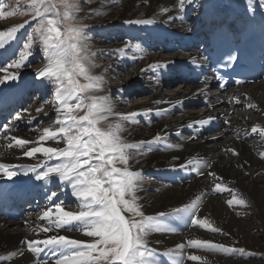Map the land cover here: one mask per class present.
<instances>
[{
    "label": "bare ground",
    "instance_id": "1",
    "mask_svg": "<svg viewBox=\"0 0 264 264\" xmlns=\"http://www.w3.org/2000/svg\"><path fill=\"white\" fill-rule=\"evenodd\" d=\"M117 3L119 11L112 15L116 20H103V17L111 16L112 7ZM138 13L141 15L138 16ZM77 15L80 26L96 28L99 31H103L106 26L115 27L120 28L125 34V38L120 43L103 48L111 56H116L117 59L125 62L122 68L133 66L134 81L125 79L114 89L110 88V91L115 92L119 97V99L115 97L116 102L110 101L115 112L141 113L137 117L139 123L125 122L126 131L122 133L124 138L128 142H140L152 140L157 134L165 137L163 143L144 145V149L151 147L153 150L144 151L142 155L136 157V160L130 162L133 171L141 172V176L150 175L154 179V183L151 184L143 178L140 180V190L137 195L142 211L152 216L161 212L172 213L174 209L190 205L200 197L197 217L207 219L212 227L221 229L219 233H212L207 228L191 226L184 221L170 217L162 218L167 226L174 227L176 231L149 234L151 247L162 250L166 255L171 253L167 255L170 261L165 262L156 252L160 264H177L180 257L184 258L183 264H241L237 258L233 259L234 255L237 257L236 254L229 257V253L208 252L204 249L188 247L186 244L190 239L208 240L264 253V159L261 158L264 154V138L259 132L251 133V128L254 126L264 129V80L226 93L218 92L214 80L206 77L205 74V83L200 86L190 81L191 73L199 71L203 66L198 50L205 44L204 39L211 25L222 19L224 22L233 21L234 27L238 29L251 19L260 20L264 16V8L259 6L258 0H193L192 4H185L183 13L178 10V0H147V2L146 0H109L107 4L101 1L89 4ZM135 20H151L152 23H127ZM9 27L11 25H0V30ZM137 36L138 42H133L132 40ZM4 44V48H0V57L6 59L15 51V46L13 40L8 38H5ZM163 54L169 57L165 58ZM169 61L176 63L169 64L167 69L141 72V69H148L150 64ZM5 63L7 65V59L0 60V78L5 75L3 71ZM44 67L30 74L20 72L16 81L0 83V120L3 118L5 120L9 114L21 116L20 120L11 123L16 128L14 132H0V163L16 165L14 170L19 173L12 179L0 176V200H7L13 206L29 198L34 201L30 202V208L23 212L18 220L0 216V256L6 257L4 261H0V264H42L43 260L54 264L56 257L50 255L47 250L38 256L29 253L22 244L25 239L35 240L51 235H66L83 241L91 240L79 231L60 229L44 233L39 230L40 227L47 225V221L39 219L46 208L60 201L64 205L74 203L75 198L71 195L70 187L61 186L58 182L37 181L33 173L23 175L25 168L44 160V157L37 154L36 158L29 159L23 155V148H17L15 145L11 149L7 148L9 141L3 138L16 136L35 142L44 128L55 127L54 118L46 123H40L35 131L25 132L40 119L50 115V112L36 114L34 108L32 111L25 109L31 101L28 100V95L32 91L30 84L35 86L40 84L35 75L34 77L32 75ZM8 71L16 72L10 68ZM92 73L97 74V66L92 69ZM143 80H151V86H140L139 83ZM172 85H182V91H171L167 94L166 90ZM41 87L39 91L44 92ZM119 89L124 91L119 92ZM131 90H135L136 93L138 90L146 92L149 94L148 99L126 105L127 97L123 94L130 93ZM235 98H239V102ZM17 103L18 106L23 103L22 108H16ZM250 103L256 107L248 108L247 105ZM120 105L124 109L122 112L119 110ZM198 105H201V109L194 113V107ZM5 107L8 109L7 112ZM41 107L44 108L43 105ZM149 109L152 110L151 113L145 114ZM158 111L159 115H157ZM173 114H178L179 119L171 120ZM32 117H36V120L29 123ZM209 117L215 119L208 125L201 126L195 123ZM225 120L229 123L225 124ZM108 122L117 121L114 117H110L109 121L103 122L104 127ZM189 124H193V127L189 128ZM178 132L179 136H177ZM169 143L174 147L168 148L166 145ZM35 146L37 144L33 143L26 145L25 148ZM46 146L63 147L64 145L48 141ZM230 148H235L239 155L234 156L226 151ZM189 160L193 163L187 164ZM203 162L210 167L202 166ZM182 164L186 167H178ZM194 169H198V172ZM43 170V168L38 169V171ZM209 172H215L222 179L210 177ZM50 179L58 180L56 177ZM217 183L221 185L219 190H215ZM51 191L57 193L55 200L49 199ZM240 198L247 202L246 206L236 203H233L232 207L228 206V200L235 201ZM67 210L79 209L78 206H74ZM180 244H185L183 250L177 248ZM20 251L24 252L23 256L19 254ZM189 254L199 255L202 259L188 261L186 257Z\"/></svg>",
    "mask_w": 264,
    "mask_h": 264
},
{
    "label": "snow or ice",
    "instance_id": "2",
    "mask_svg": "<svg viewBox=\"0 0 264 264\" xmlns=\"http://www.w3.org/2000/svg\"><path fill=\"white\" fill-rule=\"evenodd\" d=\"M186 3L192 4L193 0H178L179 12L185 11ZM258 4L264 8V0H258ZM31 7V21L0 30V48H4L5 38L13 40L20 30L31 25L30 34L23 45L24 51L19 53L20 58L14 64L5 66L3 69L5 75L0 78V83L19 79L17 72H9L8 69H21L24 66L25 59L32 54L30 49L33 47V40L38 38L42 46L45 67L35 73V78L45 88L49 84L54 85L55 125L59 127L44 128L35 142L16 136L3 138L9 141L7 148L11 149L14 145L23 148V155L29 159L36 158L37 154L44 157V160L25 168L23 175L33 173L37 181L58 182L61 186L70 187L71 195L78 201L77 211L67 210L62 201L46 208L39 219L47 221V225L40 227L39 230L44 233L60 229L79 231L91 240L83 241L66 235H51L35 240L25 239L22 244L26 246L27 251L38 256L47 250L50 255L56 257L54 264H160L155 249L149 246V234L176 231L174 227L167 226L162 218L170 217L184 221L191 226L207 228L212 233L221 232V229L212 227L207 219L197 217L200 197L190 205L174 209L172 213L161 212L152 216L142 211L137 195L140 190L141 172L133 171L130 162L136 160V157L142 155L144 151L153 150L151 147L144 149V145L163 143L165 137L157 134L149 141L128 142L122 135L126 131L124 124L139 123L137 117L141 113L138 111L127 114L117 113L107 96L96 94L103 87V79L92 73L96 65L91 59L93 54L86 46L87 26H80L79 23L77 15L81 11L79 0H59V3L53 0H32ZM9 8L10 5L6 0H0V19L17 15L16 8L5 11ZM164 11L166 12L167 9ZM127 23L150 24L152 21L135 20ZM237 60L238 54L230 53L225 58V66L234 64ZM175 63L169 61L150 64L148 69H141V72L167 69L169 64ZM216 79L222 80L223 77L217 76ZM241 82V80L235 81L236 84ZM224 86V84L219 85L221 88ZM118 91L123 92L124 89ZM235 99L239 102V98ZM247 107L256 106L250 103ZM36 111L43 112L44 108L38 107ZM151 111L149 109L145 114ZM159 114L158 111L157 115ZM110 117H114L117 122H108L106 127H101L102 122L109 121ZM20 118L21 116L17 114L14 119L20 120ZM214 119L209 117L195 123L204 126ZM33 120H36V117H32L29 123ZM224 123L229 122L225 120ZM188 127H193V124H189ZM15 130L11 122L0 126V132ZM258 132L264 138V129L259 126L251 128V133ZM179 135L178 132L177 136ZM48 141H54L56 144L63 141L64 146H46ZM33 143L37 146L25 148L26 145ZM166 146L174 147L170 143ZM226 151L234 156L239 155L235 148ZM261 158L264 159V154ZM174 159L179 158L174 157ZM49 161H57V163L50 165ZM192 163V160L187 162V164ZM202 166L210 167L206 162H203ZM16 167V165L0 163V176L14 178L19 174L14 170ZM178 167L185 168L186 165L182 164ZM40 168L44 170L38 171ZM194 171L198 172V169ZM199 174L203 175V173ZM208 175L217 180L222 179L215 172H209ZM52 177L58 180L52 181L50 179ZM220 188L221 185L217 183L215 190ZM56 197L57 193L51 191L49 199L55 200ZM233 203L245 206L247 204L243 198L227 201L229 207H232ZM187 246L215 253L245 252L243 248L200 239L188 240ZM177 248L183 250L185 244H180ZM19 254L23 256L24 252L20 251ZM5 259L6 257L0 256V261ZM186 259L200 261L202 257L189 254ZM183 260L184 258L180 257L177 264H183ZM42 264H49V261L43 260Z\"/></svg>",
    "mask_w": 264,
    "mask_h": 264
},
{
    "label": "rangeland",
    "instance_id": "3",
    "mask_svg": "<svg viewBox=\"0 0 264 264\" xmlns=\"http://www.w3.org/2000/svg\"><path fill=\"white\" fill-rule=\"evenodd\" d=\"M100 1L103 2L104 4H107L109 2V0H98V1L97 0H79L80 8L82 9L84 7H87L89 4H93L95 2H100ZM6 2L10 5V8L6 9L5 11L11 10V8H16L17 15L15 17H9L7 19H0V25H2V26H7V25L13 26V25H18V24H23L27 21L32 20V15L30 14L32 11V7H31L32 6V0H6ZM53 2L59 3V0H53ZM112 8H113V12H112L111 16L103 17V20H110V21L116 20V19H114V17H112V15L115 12L119 11L118 3L115 4V6H113ZM61 11H63V9H61ZM140 15L141 14L138 13V16H140ZM111 17H112V19H110ZM99 18H101V17H99ZM110 25H111V23H110ZM30 28H31V25L29 27H26L25 29L20 30L17 33L15 39H13L15 51H13L12 54H10L9 56L6 57L7 65L10 63L14 64L16 62V60H18L20 58L19 53L21 51H24L23 45L25 44V42L27 40V36L30 34ZM85 35L87 37L86 46L88 48V51H90L93 54L91 59H92L93 63L97 66V74L96 75L102 77V79H103V87L96 94L102 95V96L105 95L108 97V99L110 101L114 100L116 102L117 99H119V97L115 94V92L110 91V88L114 89L117 84L123 83L125 79H131L134 81L135 76L133 75V71H132L133 66L129 65V67L125 66L124 68H122V65H125V62L121 59H117L116 56H111V54L104 51L103 48L108 47L111 44L114 46V45L120 43L125 38V34L120 28H117V29L115 27L108 28V26H106L103 31H99L96 28H92V27L85 28ZM138 40H139V38L137 36L132 41L138 42ZM41 47L42 46L40 45L39 39L34 38L33 47L30 49L32 54L25 59L24 66L21 69H15V68H10V69H13L17 73L28 72L30 74V73H34L37 70H39L40 68L44 67L45 66V59H44V55L41 51ZM163 56L165 58L169 57V56H166L164 54H163ZM1 59L6 60L5 57H0V60ZM5 66H6V63H5ZM0 67H1V65H0ZM34 75L35 74H33L32 76L34 77ZM32 76H30L31 79H33ZM150 81L151 80H145V81L143 80L141 83H139V85L142 87H150L151 86ZM39 87H41V83L39 84V86H35L34 84H30V89L32 91L28 95V100H31V101H29L30 103L25 107V109L30 110V111L35 109V113L38 114L36 109L43 105L44 106L43 112H45V114L50 112V115H49V117L47 116V118H45V119L44 118L40 119V121L36 125H32V127L27 128L25 130V132H27V130H31V131L37 130L38 127L40 126V123H46V121H51L56 116L55 99H54V95H55L54 85L49 84L47 86V88L42 86L40 89H44V92H40L41 90L39 91ZM139 90H138V93H136L135 90H131L130 93L125 92L123 94L124 97H127V101L125 102L126 105H132V103H136L138 101H144V100L148 99L147 97L149 96V94H147L146 92L139 91ZM166 91H168L167 94H169L171 91L181 92L182 91V85L181 86L172 85ZM134 92H135V94H133ZM124 97L122 98V100H124ZM43 101H47V103H42ZM120 103H122V102L120 101ZM119 108H120L119 110H121V112L124 110L123 106H121V105ZM200 109H201V105L195 106L194 107V113L199 111ZM80 114H82V113H80ZM15 116L16 115L7 116L8 119L5 121L4 125L8 124L9 122H11V123L15 122L16 121L14 119ZM170 119L171 120H178L179 119L178 114H173L170 117ZM55 127H59V125H55ZM101 127H104L103 122L101 124ZM224 137H226V135ZM51 143L56 144L54 141H51ZM59 144L63 145V141H61ZM56 163H57V161H49L48 162V164H50V165H54ZM118 166H121V165H118ZM142 178L146 182L149 181V184H151V182L154 183V179L150 175H142L141 180H142ZM158 182L162 183V181H158ZM73 202L74 203L65 205L66 208L68 209V208H73L74 206H78V201L74 200ZM149 246L151 247V245H149ZM186 246H187V244H186ZM152 248H154L155 251L159 254V258L162 261H165V262L170 261L168 256L166 255V253H164L162 250L155 248V247H152ZM233 254L237 255V257H235V255H234L233 259L237 258V260L240 261L241 264H264V253H262V252H254V251L245 249V252L243 254L236 252V253H229L228 256L231 257Z\"/></svg>",
    "mask_w": 264,
    "mask_h": 264
}]
</instances>
